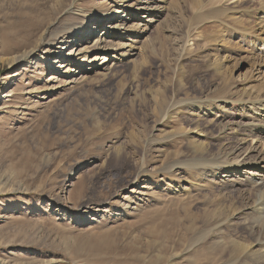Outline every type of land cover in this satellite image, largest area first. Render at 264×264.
I'll list each match as a JSON object with an SVG mask.
<instances>
[{
  "label": "rangeland",
  "instance_id": "rangeland-1",
  "mask_svg": "<svg viewBox=\"0 0 264 264\" xmlns=\"http://www.w3.org/2000/svg\"><path fill=\"white\" fill-rule=\"evenodd\" d=\"M167 2L138 38L114 33L145 41L138 58L48 85V61H6L52 22L111 20V1L0 0V264H264V186L213 162L241 149L243 102L264 95V18L199 23L208 5Z\"/></svg>",
  "mask_w": 264,
  "mask_h": 264
},
{
  "label": "bare ground",
  "instance_id": "bare-ground-1",
  "mask_svg": "<svg viewBox=\"0 0 264 264\" xmlns=\"http://www.w3.org/2000/svg\"><path fill=\"white\" fill-rule=\"evenodd\" d=\"M108 1H111L113 5V17L111 20L107 18L101 19L97 23H94V25H90L87 29L81 31V34L76 33L75 30L77 27L74 25L63 27L60 31H57L56 23L52 22L46 25L45 29L37 37L34 45L15 53V55L6 61V64H8V67L15 69V67L21 63L29 62L31 65V63L36 61H48V63L53 65L50 66V71L52 72L49 74L47 73L48 77L45 83L47 84L49 82L48 85H50L51 83L57 84V81L60 80L54 74V72H57L58 69L62 70L61 76L63 74L67 76L64 77L65 80L63 82L71 84L86 73L94 72L95 70L104 72L112 64L115 65L119 62H126L129 59L138 58L139 53L143 51V47L141 46L143 40L137 41L135 39H122L121 42L115 43L113 41L114 33L122 32V34L126 35V37L138 38L139 34L137 35L136 32L141 29L143 26L142 23H145L148 27L155 24V22L158 21V17L164 15V12L167 13V15L169 14L170 4H168L167 0H133V3H130L132 0ZM197 1L201 4L202 8H205V6L208 5L211 10L208 14L209 17L207 15L206 17L202 15L198 16L197 21L199 23H205L212 16V18H220L222 15H228V17L238 20V18L243 14L248 15L249 13H256L259 17H261V19L264 18V3L258 8L251 6L242 8L239 6L240 0H232V2L229 3L231 8H225L221 7L225 0ZM247 1H249L250 4L253 0ZM71 6L72 4L66 6L63 8V11L66 13L69 12V14L70 12L71 14L77 12L73 10ZM78 12L81 13L80 11ZM103 22H107V25L102 26ZM159 23L160 21H158L156 25ZM259 23L257 24L258 26L260 25ZM262 27L263 29L260 27L262 29L261 33H264V25ZM72 32L75 34L73 37L70 36V33ZM145 32L146 31L142 29V36ZM62 33H64L61 38L62 44L60 46L62 47H56V44H53L52 41L54 42L57 40L60 36L59 34ZM27 38L28 36L24 35V44L30 43V39ZM41 44H43V49H39ZM47 47H51L53 49H50L51 51H47ZM98 55L104 56L101 61L95 63V61L99 59L97 57ZM74 67H77V70L71 71ZM54 89H57V87L50 86L47 91H52ZM8 97L9 96L6 94L3 95V98ZM243 104L249 107L250 112L248 113V117L251 118V120L243 125V132L241 135H238L237 146H239L238 148H241V151L236 149L231 151L229 157H217L213 160L215 163L214 167L215 171L219 174H223L228 169H231L233 171H239L240 174L243 173V175H246L247 180H260L258 185L259 189H262L264 186V143L261 141L260 137L261 135H264V95L251 97L244 101ZM193 132L198 137L202 136L200 135V132H197L196 130H193ZM228 135L230 134L228 133ZM254 141L256 142V144L254 143L255 145H253ZM247 143L249 145L243 149V145ZM250 154H255V161L251 162L247 160ZM259 173H261V176L258 175ZM137 178L138 177H136V180ZM259 197V204H262L264 202V194L261 193ZM126 198H124L123 201L127 202ZM250 254L259 255L260 252L250 251Z\"/></svg>",
  "mask_w": 264,
  "mask_h": 264
}]
</instances>
